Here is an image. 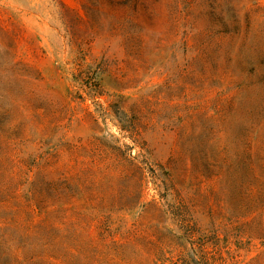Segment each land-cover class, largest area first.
I'll list each match as a JSON object with an SVG mask.
<instances>
[{
    "label": "rangeland",
    "instance_id": "1",
    "mask_svg": "<svg viewBox=\"0 0 264 264\" xmlns=\"http://www.w3.org/2000/svg\"><path fill=\"white\" fill-rule=\"evenodd\" d=\"M6 110L0 186L19 183L15 161L32 179L48 175L34 163L55 145L79 157L88 202L43 204L60 242L45 253L120 264L115 253L74 261L60 248L94 252L97 224L128 239L125 264H264V199L254 195L264 188V0H0ZM131 155L143 171L127 166ZM234 184L253 194L237 197ZM165 187L173 195L162 198ZM17 200L0 205V264L23 244ZM39 237L24 238L27 253L43 249Z\"/></svg>",
    "mask_w": 264,
    "mask_h": 264
},
{
    "label": "trees",
    "instance_id": "2",
    "mask_svg": "<svg viewBox=\"0 0 264 264\" xmlns=\"http://www.w3.org/2000/svg\"><path fill=\"white\" fill-rule=\"evenodd\" d=\"M76 79L79 81L83 78L76 76ZM95 87H90L89 93L94 96V98L100 96V83H95ZM233 103L232 100H228L229 106ZM7 114L9 111L6 110L5 113H0V138L8 139L12 135V128L5 127L7 124ZM19 127L16 126V128ZM74 148L78 149V146H74ZM70 150L72 149L69 148ZM68 149H61L59 146L55 145L50 151H47V156H43L38 159L34 165L37 163L40 165L38 168L45 167L48 175L37 176V179H32L33 169H29L28 172L24 171L21 167V164H17L15 161L13 164L14 169L12 171L13 177H17L19 183L17 185H3L0 186V191L9 192L7 195V199H3L0 195V205L3 202H6L7 205L11 199L17 198V202L12 204L15 209L20 213L24 224L22 225L23 232L19 235V243L16 244L15 251L7 256V261L12 259V255L15 253V262L12 261L8 264H40L41 259L45 257L59 261L60 263H67V261L63 258L64 255H59L56 253H45L47 247L51 244L60 243L58 242L59 235L51 233V226L46 223V218L44 216V207L43 204L51 203L54 205V201L60 202L58 206V210H66L63 206V202L67 200L68 195L73 198L75 201L83 200L85 203L88 201L85 197V181L81 172L74 169L76 162L78 160L76 157H73L72 154L67 155L70 151ZM75 151V150H74ZM213 157V155H211ZM138 157L131 155V157L123 158L125 163L129 168L134 171H143V165H140L139 162L145 163V160L139 161ZM219 160V159H218ZM88 161L92 164H97V158L92 157L89 158ZM56 173V175L50 176V174ZM237 176L239 179H243L244 173L242 171H238ZM235 194L238 197L244 199V194L252 195L253 191L249 187L247 188V192L243 191L241 185L234 184ZM172 187H165L164 191H160V196L162 198L173 195ZM142 192V191H141ZM257 199H264V188L259 189L256 194H254ZM256 199V200H257ZM252 201V200H249ZM8 216L0 215V228L3 227V224L8 223ZM16 223L14 217H10ZM56 231L60 230L63 226L60 223L56 226ZM93 231L92 235L88 236L89 243H95V251L91 253L84 252L81 248L76 247L75 245H71L67 248H62L60 244V248L63 250L66 256L70 257L74 261H78L80 256L83 255L85 259L93 258L95 255L101 257L103 255H113L114 253L119 256V263L125 264L126 258L123 256V252L127 248L128 239L125 237H118V234H105L102 231V227L97 224L92 225ZM36 232L39 234V238L41 240V245H43V249L36 253H27L26 249L29 248L30 243L28 241L24 242V238L27 237L29 240L33 233ZM59 232V231H58ZM55 262V264H60Z\"/></svg>",
    "mask_w": 264,
    "mask_h": 264
}]
</instances>
